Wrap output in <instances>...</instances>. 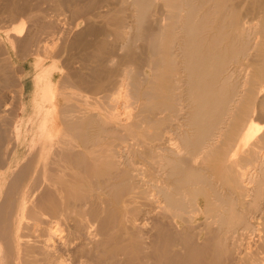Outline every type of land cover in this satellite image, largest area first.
<instances>
[{"label":"bare ground","instance_id":"obj_1","mask_svg":"<svg viewBox=\"0 0 264 264\" xmlns=\"http://www.w3.org/2000/svg\"><path fill=\"white\" fill-rule=\"evenodd\" d=\"M49 2L0 3V264H264V0Z\"/></svg>","mask_w":264,"mask_h":264},{"label":"rangeland","instance_id":"obj_2","mask_svg":"<svg viewBox=\"0 0 264 264\" xmlns=\"http://www.w3.org/2000/svg\"><path fill=\"white\" fill-rule=\"evenodd\" d=\"M42 3L44 2L43 0H40ZM58 1V0H57ZM2 2V0H0V3ZM46 3V0H45V2L43 3V7L46 5L47 7H49V5H50V3L51 2H49V0H47V4H45ZM44 7L45 9L47 8V7ZM61 6H58L57 8H56V12L54 11L53 13L51 12V14L54 16V15H57L55 18L57 19V21L59 20V22H60V24L61 25H63V27H65V29L67 28V27H69V26H71L72 27V25H70V22H74V21H76L75 19L73 20V17H72V14H69L70 12L68 11V12H66V10L64 9V8H60ZM69 9H71V8H69ZM59 10V11H58ZM60 12V13H59ZM62 12V13H61ZM60 14V15H59ZM64 14V15H63ZM68 14V15H67ZM59 16V17H58ZM61 17V18H60ZM68 17V18H67ZM5 18H6V20H5ZM4 20V22H3V20ZM9 18L6 16V15H3V14H0V29H2V30H0V41H1V43L2 44H4V46H6L7 45V43H8V40H9V38H8V36L6 35V32H7V27L9 28V25L8 24H10V23H6V21L8 20ZM70 20V22H69V20ZM65 20H68V22L69 23H67ZM79 23L81 22V24L79 25V27H82L83 26V24H84V22L83 21H78ZM7 24V25H6ZM66 24V25H65ZM4 26H7V27H5V28H3ZM73 28V27H72ZM4 29V30H3ZM75 28H73L72 30H74ZM73 34V33H72ZM74 35V34H73ZM73 35H71L70 36V39H72V37H73ZM75 36V35H74ZM103 37V38H102ZM100 38V42H99V45H102V44H110V46H112V44H113V37L110 35V37H109V35H102L101 34V36L99 37ZM111 38H112V40H111ZM69 39V40H70ZM68 40V41H69ZM111 40V41H110ZM58 45V46H57ZM59 48H60V42L59 41H57V43H55L50 49H51V53L53 54V56H55L53 59H52V57L51 58H49V59H46L47 61H53V60H56L57 61V63H58V66L63 70L62 72H56L57 74H56V80H58L57 81V85H56V94H57V97L59 96V98H61V100H63L64 98V102L66 103L68 100H66L67 98H66V95L68 94V93H66V92H69L68 90H65V87L63 86V83H65L66 82V80H67V75L69 74V71L67 70V68H65V64H67V63H69V65H71L70 66V68L72 69V70H76L78 73L79 72H81V73H83L84 75L86 74V75H89L90 73H92L93 72V68L95 69L96 67H97V65H98V63L96 64V62L95 63H93V62H89V63H85L83 60H81L82 59V57L85 55V52H84V50L81 48V47H75L74 49L73 48H71L70 47V45L69 46H67V44L65 45V47H64V49L62 50V52L61 51H59ZM56 50H57V52H56ZM92 51H96L95 50V46H94V48H93V50ZM60 54H59V53ZM97 53V52H96ZM104 53V54H103ZM55 54V55H54ZM6 55H7V58H8V62L10 63V65H11V67H12V70L15 72V73H13L15 76H17V77H21V73H20V71H21V68H20V66H21V64H19V62H15L14 60H13V58H12V56H11V49H9V51L6 53ZM61 55V56H60ZM99 55H100V58H101V61H100V67L102 68V67H104L105 69H108V67H110L111 65L110 64H112V63H110V62H107V60L108 59H110V57H111V54H109L108 53V50L107 49H102L101 48V50H100V52H99ZM60 56V57H59ZM28 57V56H27ZM29 57H33L34 58V56H29ZM10 58V59H9ZM95 60V59H94ZM62 64H61V63ZM83 62V63H82ZM89 65V66H88ZM91 65V66H90ZM75 66V67H74ZM87 67V68H86ZM64 68V69H63ZM77 68V69H76ZM81 69V71H80V69ZM89 68V69H88ZM91 69V70H90ZM255 70V74H256V76L258 75V72L260 73V71H258L257 69H254ZM20 74V75H19ZM62 83V84H61ZM61 87L63 88V90H61ZM59 89H60V92H59ZM58 91V92H57ZM71 91V90H70ZM71 92H75V91H71ZM98 94V92L97 91H94L93 93H92V96L91 97H89L90 95L89 94H87V93H81V94H83L82 95V99H84L85 101H86V99L87 100H90L91 99V101L94 103L95 102V99H97L98 98V101H99V105L98 106H96V105H94V106H88L87 107V110H88V112H89V116L90 115H92L91 117H89V123L91 124L92 122H93V128L92 127H89L88 128V132L89 133H94V137H95V135H96V132H97V130H96V121H98L99 123L101 122L102 123V119L100 118L99 119V117H101V116H105V111H104V106L106 105V99H107V95H106V92L105 91H102V92H99V95H97ZM96 96V97H95ZM101 96V99L99 98ZM105 103V104H104ZM15 104V106H14V108H13V110L14 111H10V112H8L7 114H10L11 116L13 115V113H14V116H7L6 114H5V116H7L5 119H8V121H12V120H14V119H19L18 118V116H19V114H21L20 112H22V105L20 104V103H14ZM17 104V105H16ZM102 104V105H101ZM80 105V104H79ZM90 107V108H89ZM84 109H85V107H84ZM16 110V111H15ZM12 112V113H11ZM15 113H17V114H15ZM53 113H54V111H53ZM55 113H56V115L54 114V117L56 116L57 117V115H58V111H55ZM31 115H33V114H30L29 113V116L28 117H30ZM99 115V116H98ZM98 116V117H97ZM10 117V118H9ZM20 117V116H19ZM97 117V118H96ZM4 118V117H3ZM10 119V120H9ZM99 119V120H98ZM101 120V121H100ZM39 122H40V120H39V118H35L34 119V128L36 129L37 127H38V124H39ZM261 122V121H260ZM52 124L54 125V126H52V132L51 133H49V134H47L48 136H52V137H54V134H55V137H61L62 136V130L61 129H63V126L61 127V125L62 124H60L59 123V120H56V118H55V122L54 121H52ZM57 124H59V125H57ZM59 128V129H58ZM58 131V132H57ZM10 134V131H9V133H8V136H10L9 135ZM66 136V135H65ZM68 138H72V137H68ZM41 216H44V215H41ZM33 217V216H32ZM35 218V217H34ZM36 219V218H35ZM37 219H38V215H37ZM27 219H25V222H29V224L31 223L33 226L34 225H36L35 223H33L34 221H32L33 219H28L27 221H26ZM30 220V221H29ZM202 220H204V218H200V221H202ZM37 226V225H36ZM176 249H179V248H176ZM44 264H47V263H44ZM128 264H133V263H131V262H129Z\"/></svg>","mask_w":264,"mask_h":264}]
</instances>
